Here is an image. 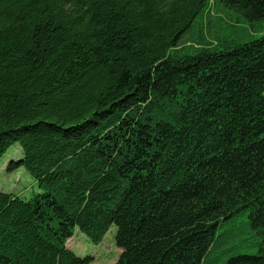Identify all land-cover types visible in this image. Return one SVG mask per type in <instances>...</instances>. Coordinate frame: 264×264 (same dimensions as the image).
Segmentation results:
<instances>
[{"label": "trees", "instance_id": "1", "mask_svg": "<svg viewBox=\"0 0 264 264\" xmlns=\"http://www.w3.org/2000/svg\"><path fill=\"white\" fill-rule=\"evenodd\" d=\"M262 19L264 0H0V157L18 144L7 168L40 189L0 191V264H90L66 239L112 224L113 264H264Z\"/></svg>", "mask_w": 264, "mask_h": 264}, {"label": "rangeland", "instance_id": "2", "mask_svg": "<svg viewBox=\"0 0 264 264\" xmlns=\"http://www.w3.org/2000/svg\"><path fill=\"white\" fill-rule=\"evenodd\" d=\"M215 17V13L211 11L202 21V25L196 24V27L200 28V30L202 27V36L211 42L215 40L213 36L221 37L227 33V31L223 29L224 20H216ZM219 23L222 26H219ZM257 23L261 25V27H264V19ZM248 31L251 32V29L248 28ZM186 37H188V35ZM19 155V145L14 144L0 157V191L15 193L24 199H28L32 194L40 190L36 181L28 174L23 166L13 169L7 168L8 163ZM223 228L224 227H222V229ZM115 231L116 225L112 224L104 234L102 240L98 244H94L90 242L82 232L76 229L67 246L72 248V250L80 256H93V261L90 264H113L118 259L120 252V248L115 245ZM233 232H238V230L234 228ZM232 239H236V237ZM226 246V244L222 245L217 248V250H222Z\"/></svg>", "mask_w": 264, "mask_h": 264}]
</instances>
